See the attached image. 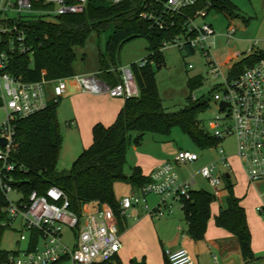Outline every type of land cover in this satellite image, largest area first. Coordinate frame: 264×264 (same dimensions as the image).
Returning <instances> with one entry per match:
<instances>
[{
  "label": "built area",
  "instance_id": "1",
  "mask_svg": "<svg viewBox=\"0 0 264 264\" xmlns=\"http://www.w3.org/2000/svg\"><path fill=\"white\" fill-rule=\"evenodd\" d=\"M42 2L45 6L36 8L33 0H1L0 35L10 50L17 45L20 52L27 51V35L19 24L22 20L28 19L30 15L81 12L88 0ZM210 7L211 0H146L139 18L147 22L150 29L167 30L173 24L167 22V17L185 13L180 29L164 39L162 47L174 44L186 52L200 50L205 56L208 73L219 80L214 84L212 94L217 113L210 120V135L218 140V144L213 146L219 158L202 166L199 171L210 185L211 192L218 197L223 189V176L226 173L230 176L231 169L230 157L219 142L230 136L235 138V156L247 180L251 183L264 181V58L237 74H231L235 60L243 58L241 52L234 51L224 71L212 54L215 31L206 20ZM189 9L192 12L186 13ZM236 31L235 27L228 26L225 31L228 41ZM255 44L256 41L246 49L245 56L257 51ZM8 59L9 53L0 50V109L5 113L0 122V192L4 198L0 207V213L4 216L0 224L7 228L15 224L20 226L18 242L27 241V248L21 252H9L3 264H95L111 260L119 252L122 241L116 215L110 206L97 201L84 202L81 212L77 213L70 208L65 191L55 185L42 193L32 190L27 197L15 186L14 173L18 168L14 159L18 148L15 122L19 117L43 110L51 100L58 101L66 90L67 79H73L85 93L107 94L124 100L136 97L139 89L131 65L116 69L119 79L113 84L96 72L75 73L54 80L41 78L29 81L5 69ZM147 61L144 57L136 63L144 66ZM1 139H4V143H1ZM197 159V153L181 149L173 161H164L153 168L138 192L121 197V215L124 217L132 207L144 204L146 195L150 193L159 199L158 206L149 210L153 216L171 214L175 203L182 208L183 200L190 198V191L197 179L193 175L180 179L174 165L192 163ZM219 165L226 168L222 175L216 171ZM11 193L18 195V198L12 199ZM262 209L257 206L258 211ZM64 226L73 230L71 244L64 241ZM25 232H28V236ZM164 252L169 264H194L190 253L183 247L165 249Z\"/></svg>",
  "mask_w": 264,
  "mask_h": 264
},
{
  "label": "trees",
  "instance_id": "2",
  "mask_svg": "<svg viewBox=\"0 0 264 264\" xmlns=\"http://www.w3.org/2000/svg\"><path fill=\"white\" fill-rule=\"evenodd\" d=\"M34 7L45 6L42 0H33ZM88 0L83 11L61 15H30L19 24L26 32L27 51L20 52L17 45L10 50L4 37L0 35V50L9 53L6 70L24 80L45 78L54 80L75 74L74 62L76 48L84 47L89 35L112 28L106 39L104 52L98 53L97 74L108 83L119 79L116 55L121 46L136 37L148 39L149 54L144 66L131 63L139 94L124 100V104L112 124L105 126L96 123L92 127V143L84 148L68 169H59L58 161L62 147V134L57 116L58 101H49L46 108L26 117L16 119V139L18 148L14 159L18 168L14 173L15 186L25 197L32 190L39 193L55 185L68 196L70 208L81 212L82 204L97 201L110 206L117 218L119 230L122 231L123 216L120 213V199L115 194V183L126 182L140 188L147 180L140 166L131 167L130 173L124 172L127 152L132 141L139 143L146 132L168 134L173 126H180L190 134L194 141L202 146H213L218 140L208 134L199 125L198 114L207 106L206 100H192L177 111H167L160 98L155 71L152 63L161 65L162 41L177 32L184 15L167 17L173 22L167 30L150 29L147 22L141 21L139 13L146 0ZM216 10L228 20L239 15L234 0H211L209 11ZM192 10H186V13ZM187 54H193L187 51ZM264 58V51H256L235 62L232 73L237 74L245 67L251 66ZM192 90L203 84V77L195 75L187 80ZM131 133H135L132 137ZM231 176H223L226 190L224 205L214 216V222L237 237L241 254L245 261L255 258L251 248V231L247 222L245 208L234 193ZM216 196L204 188L192 189L190 198L183 200L184 220L187 233L194 240H201L211 216V203ZM4 198L0 192V207ZM4 215L0 213V219ZM8 229L0 224V242L4 231ZM10 251L0 245V264H3ZM165 264H169L164 252ZM131 264H146L145 258L132 259ZM95 264H123L118 253L108 261Z\"/></svg>",
  "mask_w": 264,
  "mask_h": 264
},
{
  "label": "rangeland",
  "instance_id": "3",
  "mask_svg": "<svg viewBox=\"0 0 264 264\" xmlns=\"http://www.w3.org/2000/svg\"><path fill=\"white\" fill-rule=\"evenodd\" d=\"M105 0L104 2H109ZM239 9V15L228 20L222 13L211 10L206 17V20L212 24L215 31L214 46L212 54L218 61L224 59L227 55V50L239 51L244 57L246 49L256 41L255 48L257 51H264V0H234ZM1 4V0H0ZM228 26L236 28V33L229 41L225 36V31ZM112 32V28L102 31L99 36L96 33H91L84 47L76 48V60L74 62L75 71L98 72V53L104 52L106 39ZM148 39L144 36L136 37L124 43L118 50L116 55V63L118 67L130 66L133 62H139L150 52L148 50ZM162 62L161 65L152 63V68L155 71V78L158 92L162 100L163 106L167 111H177L190 102L192 97L194 100L202 98L206 100L208 106L198 114L199 125L205 128L208 134H211L210 120L217 113V105L212 98L214 84L219 80L212 77L208 73L205 56L200 50H196L193 54H187L185 50L180 49L174 44H168L161 48ZM238 59V60H237ZM239 61L242 57L237 58ZM232 60V61H234ZM189 64L192 67L189 68ZM226 71V67H223ZM201 75L203 84L192 90L188 87L187 80L189 77ZM67 83L70 79L66 80ZM192 99V100H191ZM65 98L58 105V118L60 131L62 134V147L60 151L58 167L59 169H68L72 162L83 150L85 142V133L80 132L75 125V122L66 125L70 121V113L72 106L67 103ZM62 105V106H61ZM61 106V107H60ZM62 109V113H61ZM4 110L0 109V122L4 117ZM90 140L92 139V130L90 131ZM134 137L135 133H131ZM218 143H216L217 145ZM225 149V153L234 162V169L230 181L234 183V193L243 194L246 192V198L249 200L246 207V213L249 218L254 214L261 215L264 218L263 212L256 210L255 206L258 201L264 200V181L252 184L245 181L241 172H239V163L235 159L236 141L233 136L219 142ZM189 150L198 154V159L192 163L177 165L175 170L181 178H188L192 175L196 177L197 182L194 185L197 187L211 188L207 180L199 174L200 168L218 160L219 155L215 146L199 145L193 138L185 132L180 126H173L168 134L158 132H146L139 143L132 141L127 152V159L124 165V172H130L131 167L136 165V161L141 158V153L145 156L143 159L156 158L173 161L176 153L181 150ZM219 174H223L226 168L219 165L216 169ZM130 184L126 182H116L114 189L116 196L122 193H128ZM222 194H226L224 190V180ZM154 194H148L152 196ZM12 199L18 198V195L11 193ZM19 231L21 227L13 226L4 231L1 238V248L10 252L24 251L27 248V241H19ZM72 229L67 226L63 228L64 241L71 244ZM120 231V230H119ZM28 236V232H25ZM264 258V257H263Z\"/></svg>",
  "mask_w": 264,
  "mask_h": 264
},
{
  "label": "crops",
  "instance_id": "4",
  "mask_svg": "<svg viewBox=\"0 0 264 264\" xmlns=\"http://www.w3.org/2000/svg\"><path fill=\"white\" fill-rule=\"evenodd\" d=\"M233 53V51L228 49L224 59L217 61L227 68ZM81 71L75 72L80 73ZM64 98L67 100L64 101L72 106V113L68 116L70 117V121L66 125L75 122L78 130L85 133L84 148H87L92 143V139L89 141V134L93 125L96 123H102L105 126L112 124L124 104V99L122 98L111 97L107 94L93 95L85 93L80 90L78 84L73 79H70L67 83L65 92L58 100L57 116L59 113L58 105ZM144 156L141 153V158L136 161V165L141 167L145 175H148L153 168L164 161H171L151 157L143 159ZM235 159L239 163V172H241L248 183L239 159L236 156ZM230 162V176L232 177L236 168L234 169L232 159ZM180 179L185 178L180 177ZM252 184L255 185V183ZM199 188L204 187L195 188L193 186V189ZM204 189L211 191V188ZM135 192H138V188L130 186L128 193H122L119 196L117 195V197L121 199L122 196ZM235 194L239 197L240 204L246 211L247 203L249 202L246 198L247 193L245 192L243 195L235 192ZM145 198L144 204L132 207L126 212V216L123 217L124 228L120 231L122 245L118 252V256L123 264H131L130 260H140L142 258H145L146 264H165V249L172 250L179 247L187 249L194 264H264V218L258 214H254L251 218L247 216L252 236L251 248L255 254V258L245 261L241 254L237 237L226 229L217 226L214 222V216L218 213L220 207L224 205L225 195L222 192L211 203V216L207 221L204 237L201 240H194L187 233V224L184 220L183 210L178 203L173 204V212L171 214L159 217L149 213L150 209L158 206V196L146 195ZM257 206L263 208L259 212H263L264 214V200L258 201V204L255 206L256 210Z\"/></svg>",
  "mask_w": 264,
  "mask_h": 264
},
{
  "label": "water",
  "instance_id": "5",
  "mask_svg": "<svg viewBox=\"0 0 264 264\" xmlns=\"http://www.w3.org/2000/svg\"><path fill=\"white\" fill-rule=\"evenodd\" d=\"M1 143H4V139H1ZM226 176H229V173H226Z\"/></svg>",
  "mask_w": 264,
  "mask_h": 264
}]
</instances>
